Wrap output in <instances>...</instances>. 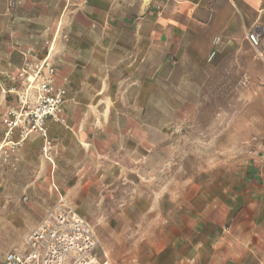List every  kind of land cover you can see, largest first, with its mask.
Returning a JSON list of instances; mask_svg holds the SVG:
<instances>
[{
    "label": "rangeland",
    "instance_id": "rangeland-1",
    "mask_svg": "<svg viewBox=\"0 0 264 264\" xmlns=\"http://www.w3.org/2000/svg\"><path fill=\"white\" fill-rule=\"evenodd\" d=\"M3 1L0 31L15 32H0V260L23 250L58 194L90 225L100 262L188 264L177 228L204 210L231 238L236 221L217 218L216 203L247 159L264 158V66L248 44L207 52L193 40L180 53L145 37L136 50L98 2ZM46 57L65 90L63 123L39 132L18 95Z\"/></svg>",
    "mask_w": 264,
    "mask_h": 264
},
{
    "label": "crops",
    "instance_id": "crops-1",
    "mask_svg": "<svg viewBox=\"0 0 264 264\" xmlns=\"http://www.w3.org/2000/svg\"><path fill=\"white\" fill-rule=\"evenodd\" d=\"M95 2L100 5L101 19L113 31L130 35L135 40L136 50L145 37L148 38L149 45L155 47L165 43L180 53L191 47L192 44L189 43L193 40L203 42L207 52L214 48L223 51L229 47L227 51L237 53L243 42L248 44L257 59L246 36L250 31L249 27H264V0H88L89 10ZM4 4L0 0L1 21L7 20ZM162 5L168 7L167 11L164 8L156 13L154 10ZM96 15L95 10L93 17L89 15V19L96 21ZM12 20L16 21V15ZM248 20L251 22L249 26L246 23ZM0 32L15 31L4 29ZM235 39L239 41L236 44L231 42ZM261 51L262 58L258 59L263 61L264 66V37ZM248 75L255 76L253 66L249 67ZM262 175L264 158L251 156L233 174L236 184L229 192L228 199L218 200L216 203L217 218L236 221L233 227L231 225V238L219 235L222 232L220 226L210 220L212 216L206 210L199 214L189 213V218L192 219L189 226L179 225V235L174 245L183 252L188 264H264ZM60 198L62 197L58 194L54 204ZM54 204L24 234L23 250L18 252L24 251L27 234ZM226 230L230 232V227Z\"/></svg>",
    "mask_w": 264,
    "mask_h": 264
},
{
    "label": "built area",
    "instance_id": "built-area-1",
    "mask_svg": "<svg viewBox=\"0 0 264 264\" xmlns=\"http://www.w3.org/2000/svg\"><path fill=\"white\" fill-rule=\"evenodd\" d=\"M246 37L257 57L262 58L263 38L255 31ZM47 58L34 66L32 76L26 78V88L18 95L20 116L39 132L44 131L46 121L63 123L65 90L54 87V68ZM99 251L90 225L60 198L27 234L24 251L7 253L0 264H108L100 262Z\"/></svg>",
    "mask_w": 264,
    "mask_h": 264
},
{
    "label": "bare ground",
    "instance_id": "bare-ground-1",
    "mask_svg": "<svg viewBox=\"0 0 264 264\" xmlns=\"http://www.w3.org/2000/svg\"><path fill=\"white\" fill-rule=\"evenodd\" d=\"M8 135V134H7ZM9 144V143H8Z\"/></svg>",
    "mask_w": 264,
    "mask_h": 264
}]
</instances>
